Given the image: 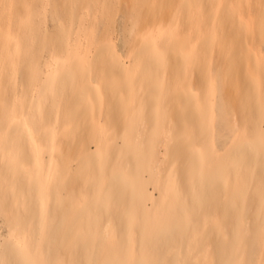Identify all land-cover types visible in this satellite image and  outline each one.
Instances as JSON below:
<instances>
[{"label":"bare ground","instance_id":"1","mask_svg":"<svg viewBox=\"0 0 264 264\" xmlns=\"http://www.w3.org/2000/svg\"><path fill=\"white\" fill-rule=\"evenodd\" d=\"M243 1L245 15L237 14L231 29L246 23L253 35L264 5L252 14L249 0ZM160 4L129 3L133 34L127 50L132 64L145 67L140 72L173 65L179 48L191 54L183 61L202 63L203 52L231 44L236 34L205 31L195 49L173 23L163 24L173 4H167L168 11ZM214 19L201 18V27H213ZM41 22L24 18L20 26L41 45L53 42L49 59L26 53L23 37L5 39L9 48L0 53V230L6 226L8 231H0V264H264V115L211 163L205 159L208 131L202 141L194 129L188 135L190 152L179 162H191L196 176L189 187L176 188L162 180L160 163L154 160L159 142L155 129L147 131L149 144L144 143L138 125L146 116L141 107L129 115L122 142L106 139L97 129L74 131L79 115L73 110L90 90L82 85L87 72L80 65L90 60L79 54L78 41L69 49V31L57 42L53 34L38 35ZM57 47L65 52H55ZM25 59L29 61L18 89L16 73ZM114 59L112 64L122 63L118 56ZM166 96L157 92V117L166 114ZM88 135L94 137L95 149L87 146ZM234 154L240 156L232 161ZM232 169L244 171L233 187L238 214L220 204L202 207L204 196L218 197L220 181ZM149 183L160 188L158 196ZM223 195L231 197L232 192Z\"/></svg>","mask_w":264,"mask_h":264},{"label":"rangeland","instance_id":"2","mask_svg":"<svg viewBox=\"0 0 264 264\" xmlns=\"http://www.w3.org/2000/svg\"><path fill=\"white\" fill-rule=\"evenodd\" d=\"M130 2L0 0V53L5 55L9 48L5 39L23 37V41L27 42L23 47L26 53L30 50L33 55H39L41 61L50 58L53 42L41 45L39 40H33L32 32L24 31L20 26L24 18L42 20L37 34H53L54 42L62 40L69 31V49H73L75 41H78L79 54L90 60L80 65L87 72L82 85L90 86V90L87 97L84 96L85 100L78 102L79 106L73 110L76 117L79 115L72 126L74 131L97 129L106 139L116 138L122 142L129 115L141 107L146 113L143 122L138 124L146 141L144 143L149 144L147 131L155 129L158 133L155 138L159 139V142L156 141L159 144H156L158 150L154 152V160L160 163L162 180L171 181L176 188L180 184L188 186L191 176L196 175L192 173L191 162L182 165L179 161L190 152L188 135L194 129L202 141L208 131L205 159L211 163L220 159L218 157L226 145L228 147L230 143L236 142L243 130H251L254 122L264 115V15L259 25L255 26L253 35H250L246 23L238 29H231L234 28L236 15L243 13V0H160V7L165 10L168 9V3L173 4L172 11L165 13L163 24L173 23L176 32L194 48L199 47L198 38L205 31L220 35L229 30L236 31V34L231 33V39L228 36L231 44L228 41L221 48L217 45L203 52L201 56L205 61L202 60V63L183 61L189 59L191 54L179 48L176 51L178 59L173 65L168 68L153 66L140 72L145 67L132 64L127 50V41L133 34ZM248 2L252 14L255 8L263 9L264 0ZM170 14L173 21L170 20ZM208 15L215 16L214 26L204 29L200 20ZM238 46L240 50L236 51ZM55 52L63 54L65 51L57 47ZM115 56L120 58V65L112 64ZM256 58L259 60L256 61ZM27 61L20 62L16 73L18 89L22 85ZM65 66L69 70L72 67L69 62ZM2 67L1 62L0 71ZM151 70L154 72L148 73ZM158 91L159 94L162 91L167 94L164 99L166 114H159V117L156 111ZM85 140L91 149L96 148L93 136L88 135ZM169 145L172 147L170 150L166 148ZM234 155L232 161L240 156ZM222 165L219 164V167ZM235 165L230 164V168ZM243 173H236L234 169L227 174L225 172L220 181L223 183L220 187H223L215 193L218 197L204 196L207 203L202 207L210 209L220 204L223 210L233 209L236 210L233 213L238 214L240 202L237 189L233 187ZM149 189L155 196L160 194V188L153 183H149ZM230 190L231 197L223 195ZM185 191L191 190L186 188ZM0 231L3 234L8 232L6 226L1 227Z\"/></svg>","mask_w":264,"mask_h":264},{"label":"snow or ice","instance_id":"3","mask_svg":"<svg viewBox=\"0 0 264 264\" xmlns=\"http://www.w3.org/2000/svg\"><path fill=\"white\" fill-rule=\"evenodd\" d=\"M124 264H133V262H124Z\"/></svg>","mask_w":264,"mask_h":264}]
</instances>
